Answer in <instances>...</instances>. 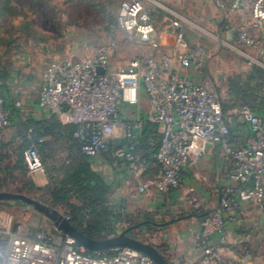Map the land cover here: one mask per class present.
Segmentation results:
<instances>
[{"label": "built area", "instance_id": "2783aa9c", "mask_svg": "<svg viewBox=\"0 0 264 264\" xmlns=\"http://www.w3.org/2000/svg\"><path fill=\"white\" fill-rule=\"evenodd\" d=\"M232 9L241 15L238 42L264 53L262 39L250 34V29L259 30L264 39V0H233ZM118 26L143 51L121 68L111 65V54L116 48L113 42L86 55L70 54L45 62L39 91L41 108L50 116L69 117V124L75 126L73 138L83 154L123 160L133 175L139 172L138 132L146 122L156 125L161 135L154 154L159 172L155 178L138 184L142 194L151 188L162 195L177 190L183 170L198 159L207 145L221 144L233 163L229 178L234 184L221 195L218 206L202 218L199 239L205 261L238 264L218 254L212 238L219 235L224 240L227 223L237 218L244 204H264V115L244 108L241 116L251 135L244 145L232 144L218 92L209 82L196 83L182 74L192 65L200 70L206 67V48L201 43L189 46L184 33L177 30L173 48L165 50L144 0L122 1ZM174 26L179 27V22L175 21ZM256 61L249 57L251 64ZM98 67L105 72L99 74ZM4 84L0 79V133L11 125ZM142 90L150 103L148 118L128 119L122 108L138 107ZM16 107L25 116L22 103L17 102ZM33 133V128H29V138ZM46 140L47 137H39L23 151L30 173L45 172L39 146ZM64 216L70 220V216ZM0 264L156 263L129 247L89 254L72 236L51 223L35 235L27 229H13L10 224L0 226Z\"/></svg>", "mask_w": 264, "mask_h": 264}, {"label": "crops", "instance_id": "0c3cea01", "mask_svg": "<svg viewBox=\"0 0 264 264\" xmlns=\"http://www.w3.org/2000/svg\"><path fill=\"white\" fill-rule=\"evenodd\" d=\"M146 3L151 19L162 35L165 50L173 48L177 30L184 33L189 46L201 43L206 48V67L200 70L192 65L183 70L182 74L196 83L209 82L215 88L222 99L223 111L231 130V143L246 144L251 130L241 113L248 107L254 113L264 115V90L260 87L258 78L250 77L252 69L242 59L249 61L251 57L262 61L264 53L238 42L242 21L240 13L232 9L233 0H146ZM9 18H0V26ZM175 21L179 22V27L174 26ZM250 34L262 39L264 50L262 32L250 29ZM15 42L18 45L8 50L10 56L7 59L3 57L4 50L0 45V72L5 73L3 93L12 113L10 127L0 133V178L8 172H22L31 177L36 187L44 188L50 182L48 175L45 172L30 173L26 167L23 169L24 162L18 161V146L22 144L24 120L51 117L39 104L41 74L45 62L61 58H55L43 43L35 39L25 37L21 41L20 37H14L13 43ZM237 74L245 76V84L236 93H232L229 90V78ZM141 98L138 107L125 105L122 114L132 120L136 117L147 119L150 103L144 90ZM17 102L24 106L25 116L17 109ZM58 119L63 124L70 122L67 115ZM142 130L138 132V138L142 136ZM157 132L160 135L158 127ZM145 135L149 145L156 140L153 133ZM150 152L145 148L137 151V175L129 171L125 161L110 162L102 155L92 158L93 168L114 181V198L136 203L135 207L141 209L142 218L145 213H149L154 221L162 223L166 220L168 223L166 216L174 215L175 212L183 214L174 220L176 228L170 230L172 238L167 242L172 244V263L214 264L203 260L205 253L199 239L200 222L218 206L224 191L234 184L229 178L233 166L231 159L226 156L221 144H209L198 159L183 170L181 185L177 190L162 195L151 188L142 194L138 192V184L155 178L159 172L158 164ZM186 208L190 211L187 214L181 210ZM104 238L106 237L98 239ZM212 245L225 260L238 264H264V204H244L237 218L227 223L224 240L219 235H214Z\"/></svg>", "mask_w": 264, "mask_h": 264}, {"label": "rangeland", "instance_id": "374dc122", "mask_svg": "<svg viewBox=\"0 0 264 264\" xmlns=\"http://www.w3.org/2000/svg\"><path fill=\"white\" fill-rule=\"evenodd\" d=\"M122 1L124 0H16L14 5L17 6L18 13L11 16L8 21L6 20L0 26V45L1 49L4 50L3 57L7 59L10 56L8 50L17 47L18 44L13 43L14 37H20L21 41H24L25 37L40 41L44 44V47L55 55V58H64L70 54L86 55L113 42L116 48L111 54V65L115 68H121L141 52L140 48L131 43L118 26ZM144 1L146 3V0ZM148 12L150 14L149 8ZM242 60L251 69L257 67L264 73V60L252 64L246 59ZM229 82V90L236 93L245 84V76H242V74L234 75L229 78ZM262 88L264 90V82ZM59 143L56 144V147L45 150V153H43L45 173L48 175L49 180L50 172L52 178L59 181L64 179V170L67 165H70L68 162L76 156L75 148L70 149L67 144ZM30 183L32 186H30ZM48 186L44 188L36 187L31 177L22 172H8L0 178V191L27 195L63 214H65L69 205H72L76 210L83 207V203L74 196L70 197L68 203L54 205ZM113 196L111 195L107 204L110 210L106 231L102 237H107V226L111 219L119 220L115 230L121 232L128 226L125 223L127 216H132L131 218L135 223L141 218V209L135 207L136 203L132 201L129 203L127 199L122 200ZM119 204L123 205V208H120ZM181 210L186 214L190 212L187 208ZM180 215L183 214L175 212L174 215L166 216L165 219L169 221L167 227H154L151 229L139 227L134 230L131 228L125 233L127 238L117 239L114 244H123L130 247L132 240L137 238L157 247H140L141 251L149 255L156 264H169V262L175 264L172 263V244L167 242L172 238L170 230L173 231L176 228L174 220ZM89 220L90 218L86 219L85 217L86 223L84 221L83 228L89 225ZM164 222L166 223V220ZM5 224H10L13 229H27L30 234L35 235L49 228L51 222L43 213H40L31 205L17 201H1L0 226ZM70 224L71 222H64L62 224L63 230H69ZM72 226L81 235L92 238L78 230L74 225ZM79 243L81 242L79 241ZM88 250L102 251L109 250V247L102 243L96 247H88ZM203 258L205 259L204 256Z\"/></svg>", "mask_w": 264, "mask_h": 264}, {"label": "trees", "instance_id": "16d2710c", "mask_svg": "<svg viewBox=\"0 0 264 264\" xmlns=\"http://www.w3.org/2000/svg\"><path fill=\"white\" fill-rule=\"evenodd\" d=\"M15 1L16 0H0V18L6 16L11 17L18 13L17 6L14 5ZM0 73V79L5 82V73ZM250 77L253 79L258 78L260 80V87L262 88L264 73L259 68L254 67ZM243 90L244 89H241V91ZM23 127L24 133L22 134V144L18 146V161L20 163H22V161L24 162V159H22L24 149L39 137H47V139H50L49 141L46 140L39 146L44 163L45 157H43V153H45V150H50L52 147H56V144L59 142L67 144L70 149L75 148L76 156H74L72 161L68 162L70 165H67L64 170V179L61 181L54 179L50 176L52 173L47 171L50 178V185L47 188L51 191L54 205H60L65 202L68 203L71 196H74L81 201L83 203L82 208L76 210L72 205H69L65 214L70 216L69 221L78 230L94 239L101 238L106 231L110 210V207L107 204L113 194L114 183V181L109 179L102 171L93 168L94 160L92 158L101 155L90 157L83 154L80 151L77 140L73 138L75 126L73 124H63L57 116H51L46 119L27 118L23 121ZM29 128H33L34 132L31 138L28 136ZM142 131V136L137 139V150L145 148L147 152L151 151L154 156L161 141V135L157 132V126L146 122ZM148 132L155 134L156 140L151 145L147 144L148 138L145 133L147 134ZM102 156L110 162H116L118 160L106 155ZM24 165L22 167L23 169L26 167V165ZM30 186H32L31 183ZM85 217L86 219L90 218V223L86 228H83L82 225H84ZM131 217L132 216H127L125 223L128 225L126 228H132V230L139 227L147 229L165 227L167 224L165 222L158 223L154 221V217L149 213H145V216L143 218L141 217L137 223L133 222V218ZM86 251L89 254H93L94 252L88 249H86ZM102 251L106 252L108 250Z\"/></svg>", "mask_w": 264, "mask_h": 264}, {"label": "water", "instance_id": "95a60500", "mask_svg": "<svg viewBox=\"0 0 264 264\" xmlns=\"http://www.w3.org/2000/svg\"><path fill=\"white\" fill-rule=\"evenodd\" d=\"M97 72L99 74H103L105 72L103 67H98ZM1 201H17L20 203H25L27 205L33 206L35 209H37L40 213H43L45 217L59 230L62 232L72 236L79 245L85 247L88 249V247H96L97 245L100 244H105L106 247H109V249L114 248V247H128L124 246L123 244H114V242L117 239H125L127 238L125 236V233L128 232L131 228H126L122 230L121 232H116V227L118 226L119 220L111 219L110 223L107 226L108 230V235L104 239H94V238H87L81 233H79L71 224L69 230L64 231L62 228V224L64 222H69L68 219L64 216L63 213L59 212L58 210L54 208H50L47 205L41 203L40 201L31 198L27 195L24 194H19V193H12L8 191H0V202ZM120 208H123V205H120ZM132 237V236H131ZM134 238V237H133ZM79 241L81 243H79ZM132 246V247H131ZM131 246L129 248L136 249L141 251L140 247H155L153 244L139 240L135 238L131 242ZM97 251V250H94ZM142 252V251H141ZM143 253V252H142ZM145 254V253H144ZM147 255V254H145ZM149 256V255H148ZM150 257V256H149Z\"/></svg>", "mask_w": 264, "mask_h": 264}]
</instances>
